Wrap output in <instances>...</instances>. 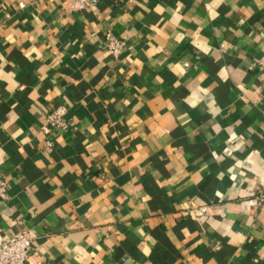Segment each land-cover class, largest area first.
Instances as JSON below:
<instances>
[{
    "label": "crops",
    "instance_id": "crops-1",
    "mask_svg": "<svg viewBox=\"0 0 264 264\" xmlns=\"http://www.w3.org/2000/svg\"><path fill=\"white\" fill-rule=\"evenodd\" d=\"M263 54L264 0H0V241L29 229L28 264H264Z\"/></svg>",
    "mask_w": 264,
    "mask_h": 264
},
{
    "label": "built area",
    "instance_id": "built-area-1",
    "mask_svg": "<svg viewBox=\"0 0 264 264\" xmlns=\"http://www.w3.org/2000/svg\"><path fill=\"white\" fill-rule=\"evenodd\" d=\"M93 0H70L72 9L82 10L91 6ZM106 46L108 50L115 56L122 53L125 46V40L114 33L112 29H108L105 33ZM262 67V92L264 94V54L257 60ZM67 109L59 106L46 115L45 122L41 129L45 135L52 134L54 129L67 130L70 127L66 118ZM47 145L52 146L53 142L47 139ZM8 198V182L3 176H0V201ZM255 200L264 207V185L255 193ZM195 215H203L213 212L211 205H198L192 208ZM34 244V236L29 229H24L0 241V262L3 264H28L30 251Z\"/></svg>",
    "mask_w": 264,
    "mask_h": 264
}]
</instances>
